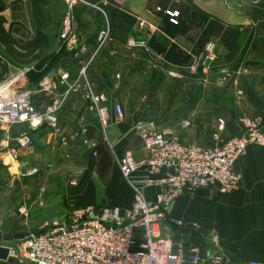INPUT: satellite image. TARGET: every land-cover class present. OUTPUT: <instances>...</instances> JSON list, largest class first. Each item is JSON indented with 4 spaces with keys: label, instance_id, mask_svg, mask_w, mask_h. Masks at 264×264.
Instances as JSON below:
<instances>
[{
    "label": "crops",
    "instance_id": "0c3cea01",
    "mask_svg": "<svg viewBox=\"0 0 264 264\" xmlns=\"http://www.w3.org/2000/svg\"><path fill=\"white\" fill-rule=\"evenodd\" d=\"M60 1L63 2L62 0ZM84 1L85 3L81 4L75 12L74 25L79 45H86L89 49H93L98 45L99 33L107 28L111 31L110 40L101 48L99 55L90 65L87 72V79L90 81L93 91L97 94L106 95L108 99L112 117L106 129L103 128L97 113L91 109L90 102L82 93L65 95L66 87L61 83V75L67 72L71 79L74 80L78 76L80 62L73 58L70 46L63 41L62 43L57 41L55 49L51 47L50 50L42 53L44 55H52L54 52L55 55L60 53L62 58L59 61H54L56 67L51 68L52 70H50V67H43L42 70L34 69L26 82H24V87L33 92L32 101L38 111L46 110L53 102H61V108L57 115V128L51 129L48 125L36 130H31L28 125L14 127L5 132L0 138V151L3 150L2 153H6L8 158L12 160L18 161V157H21V161L19 160L18 162L26 165L30 163V157L43 156L47 152L54 153L56 152L55 150L64 151L67 148L69 150L73 148L81 150L82 145L86 142L85 145H89L92 150H97L95 151L97 152V157L94 158V161L93 158L87 156L89 163L91 165L93 163L98 164L102 170L101 173H107L111 169L118 176V181L117 179L114 180L113 185L110 183L109 187V193L115 202L111 205L125 207L132 204L134 195L132 189L121 175L116 163V156H123L127 152L132 153L137 159L147 156L143 142V148L139 151L141 156L137 155L140 156L137 157L136 151H134L140 148L141 142L133 132V127L138 121H154L159 129H171L182 139L184 144L210 146L213 143L212 141L211 144L210 142L207 144L196 134H193V140L191 141L181 137L179 131L188 132L192 127L183 129L181 126L184 120L189 119L184 118L183 121L176 125L171 124L172 121L159 123L153 120V117H151V102L148 97H136L139 93L138 87L141 85L146 87L148 85L146 82L148 73H150L151 86L161 87L166 84L165 82L175 81L177 78L181 79L180 74L187 70L190 59L192 58L193 60L194 56L200 54L205 43L210 40L216 41L217 45L218 42L220 43V46L216 47L217 64L221 67L224 65L232 66V63L236 61L239 55L240 48L238 55L234 59H230V51L219 38L206 35L205 27L208 20H216L226 27H236L240 32L239 46L243 27L238 22L231 23L225 18L207 17L206 19L195 21V10L193 8L188 11L187 6H184V4H174L172 1L155 3H151V0ZM94 4L101 7L102 10L96 8V6L94 7ZM169 12H179V16L174 18L179 21L178 24L176 22L172 23V17L167 15ZM24 22L23 29L26 31L19 32L21 39H26L24 35H34L35 23H37L32 17H27ZM131 41L134 42L133 46L130 45ZM260 51L261 54L255 59L253 64L251 61L245 64H252V66L258 64L255 66L254 72L249 73L251 75L257 73H260L261 76L264 75V52ZM67 58L70 60L63 66L62 62ZM232 72L233 76L239 75V72ZM242 72L244 73L245 71L242 70ZM46 78H50L49 85L44 84ZM230 88L229 97L231 98V103L236 102L239 104L241 100L247 104L248 102L253 103L259 115L262 116L264 114V97H261L256 91L254 96L247 95L246 97L243 96L244 98L235 96L237 88H240L236 82ZM259 88L264 90V80H260ZM232 90L236 91V93L234 94L233 92L232 94ZM116 104L123 108L125 114L124 121L120 123L115 121L113 113V107ZM179 105V111L176 110L175 106L173 109L169 107L171 111L165 115L169 117L171 114L177 115L178 113L180 116L185 115L188 117V103ZM252 109L254 110V108L250 107L249 110ZM224 116L229 118L231 114L227 113ZM191 117H195V114H192ZM248 117L256 118L255 116ZM82 128L87 130L85 135H79ZM24 133H28L32 139V149H29L32 152L28 158H24L23 153L20 154L21 150H18L16 145V139ZM236 133L233 128L229 132L226 125L222 138H228ZM82 139H84L83 143ZM142 151L144 152L143 155ZM23 161L27 163L24 164ZM235 170L240 174L242 181L240 190L233 194L240 192L241 197L252 201H250L247 210H245V215H248L245 219L247 241L242 249H234V251L226 253V255L239 264L248 263L249 261L264 262V147L251 146L248 155L237 162ZM201 192L218 195L212 190L197 191L198 194H201ZM185 196L188 198L189 195ZM186 204V199L180 200L172 207L171 215L184 214L183 208ZM81 205L79 207L100 206L90 203ZM22 207L28 209L29 215L27 218L23 217L19 212ZM16 215L25 220L22 225H27V221L33 215L32 206L21 205L17 208ZM22 225L15 220L10 231L16 230L17 227L22 228ZM1 227L2 222H0ZM12 237V233L4 234L2 238H5V240L8 238L5 244L7 246L2 247H17L16 240H12ZM0 264L30 263L26 262L24 258L20 260L8 257L6 261L0 260Z\"/></svg>",
    "mask_w": 264,
    "mask_h": 264
},
{
    "label": "built area",
    "instance_id": "2783aa9c",
    "mask_svg": "<svg viewBox=\"0 0 264 264\" xmlns=\"http://www.w3.org/2000/svg\"><path fill=\"white\" fill-rule=\"evenodd\" d=\"M62 1L65 15L60 40L71 47L73 58L80 62L74 80L67 72L61 75L65 95L82 93L106 129L112 117L108 99L93 91L87 72L110 40V29L99 33L95 48L79 45L74 31L75 11L85 1ZM168 14L176 22L178 12ZM216 47L214 42H208L193 57L187 71L196 74L199 69H209L216 61ZM24 74L19 73L0 86V138L20 125H28L31 130L58 126L61 102H53L46 110L38 111L32 101L33 92L20 83ZM234 76L225 73L218 84L231 87ZM45 83L49 85L50 78ZM113 111L115 121L123 122V108L116 104ZM263 120L242 117V134L227 139L222 138L226 122L219 120L210 146L184 144L173 130L159 129L154 121H138L133 132L141 138L147 156L137 159L130 152L116 156L121 175L132 189V204L75 207L67 216L46 223L39 232L28 235L19 249L9 248V258H24L30 264H239L225 253L203 248L183 234L173 235V230L183 229L184 221L174 218L170 211L181 196H192L199 190H212L220 196L239 191L242 178L235 170L236 164L248 155L251 146L264 147ZM181 126L188 129L191 122L184 120ZM86 133L82 128L79 135ZM16 145L18 150L31 148L30 135L19 136ZM19 212L25 218L29 215L25 207Z\"/></svg>",
    "mask_w": 264,
    "mask_h": 264
},
{
    "label": "rangeland",
    "instance_id": "374dc122",
    "mask_svg": "<svg viewBox=\"0 0 264 264\" xmlns=\"http://www.w3.org/2000/svg\"><path fill=\"white\" fill-rule=\"evenodd\" d=\"M163 1L166 0H151V3ZM170 1L174 4L193 5L201 10L205 17L225 18L231 23L238 22L243 27L239 55L232 66L221 67L217 64V52H215L216 61L209 69H199L196 74H190L186 70L180 74L182 80L177 78L175 81L165 82L166 84L161 87L151 86L150 73H148V81L146 80L148 85L139 86L136 97H148L151 102V117L159 123L172 121L171 124L176 125L184 118L189 119L192 127L188 132L179 131L180 136L186 140H193V134H196L201 140L211 144L219 120L227 122L229 132L232 128L236 130L237 133L229 136L230 138L241 135L242 117L255 116L256 118L253 119L262 120L264 114L260 116L253 103L247 104L243 100L239 104L231 103L230 85L221 86L218 80L225 73L239 72V75L234 76V82L238 83L240 88H237V93L234 90L231 93L234 92L235 96L244 98L247 95L254 96L256 91L264 97V90L259 88V82L264 80V75L249 74L254 72L255 66L258 65L252 66L261 54L260 50L264 52V0ZM63 5L60 0H0V86L22 72L25 74L20 83L24 85L34 69L56 67L55 64L52 66L50 63L59 56H56L55 52L52 55L42 53L50 50L51 47L55 49L57 41L62 43L60 34L65 15ZM95 6L102 10L94 4ZM27 17L37 21L36 29L34 35H24L26 39H21L19 32L26 31L23 29V24ZM211 41L217 45L216 41L209 42ZM217 46H220L219 42ZM250 61L252 64L245 65ZM242 70L245 72L243 73ZM183 103H188V117L180 116L178 113L169 117L165 115L174 106L179 111V104ZM250 107L254 110H249ZM227 113L231 114L229 118L224 116ZM192 114H195V117H191ZM261 127L264 132V120ZM138 138L141 141L140 148L134 151L136 156H141L139 151L143 146L141 138L139 136ZM83 141L84 139L82 143ZM85 144L82 145L81 150L67 148L64 151L55 150L54 153L47 152L43 156L30 157V163L24 162L28 159L23 161L24 164L27 163L26 165L18 162L21 161V157H18V161L12 160L6 153H2L3 150L0 151V222H2L0 246H7L5 244L8 238L5 240L2 238L3 235L12 233V240H16L18 245L15 248L19 249L28 235L39 232L45 223L67 216L73 208L82 206L83 203L100 206L115 203L109 193V187L110 183L113 185L114 180L118 181V176L111 169L107 173H101L98 164L91 165L87 156L94 161L97 150H92ZM28 150H21L20 154L23 153L24 158H28L32 152ZM33 170L36 172L28 174ZM182 199L187 200L183 208L184 214L178 213L173 217L183 220L184 227L180 232L173 230V235L183 234L197 241L203 248L225 254L244 247L247 241L245 219L248 216L245 215V210L252 200L244 199L240 192L229 196L195 192L188 198L181 196L175 204ZM23 204L32 206L33 210L27 225H22L25 220L16 215L17 208ZM15 220L22 225V228L17 227L16 230L10 231ZM200 230L205 234H200ZM189 238L187 239L190 241Z\"/></svg>",
    "mask_w": 264,
    "mask_h": 264
},
{
    "label": "trees",
    "instance_id": "16d2710c",
    "mask_svg": "<svg viewBox=\"0 0 264 264\" xmlns=\"http://www.w3.org/2000/svg\"><path fill=\"white\" fill-rule=\"evenodd\" d=\"M166 1H170V0H166ZM184 6H187L188 11L191 10L192 8L195 10V21L198 20L200 21L201 19H206L207 17H205L202 13L201 10H199L197 7H194L193 5L190 6L188 4H184ZM179 14V12H178ZM168 17H170L169 14H167ZM176 23L178 24L179 21L177 19H175ZM175 23V22H172ZM205 34L212 36V37H216L219 38L221 40V42L224 44V46L230 51V59H234L239 52V48L240 46L238 45V40H239V35L240 32L236 27H232V26H224L223 24L219 23L216 20H208L207 21V25L205 27ZM200 53V52H199ZM58 58H56L55 60L51 61L50 64L54 65V61H59V59L62 58L61 54L59 53ZM192 58L190 59L188 66L191 64ZM187 66V67H188ZM53 69V68H52ZM50 67V70H52ZM48 70V71H50Z\"/></svg>",
    "mask_w": 264,
    "mask_h": 264
},
{
    "label": "water",
    "instance_id": "95a60500",
    "mask_svg": "<svg viewBox=\"0 0 264 264\" xmlns=\"http://www.w3.org/2000/svg\"><path fill=\"white\" fill-rule=\"evenodd\" d=\"M155 57V56H154ZM70 59L63 60L62 65L64 66ZM200 234H205L203 230L199 231ZM9 257V248L0 246V260L6 261Z\"/></svg>",
    "mask_w": 264,
    "mask_h": 264
},
{
    "label": "bare ground",
    "instance_id": "6f19581e",
    "mask_svg": "<svg viewBox=\"0 0 264 264\" xmlns=\"http://www.w3.org/2000/svg\"><path fill=\"white\" fill-rule=\"evenodd\" d=\"M14 83V81L12 82V84Z\"/></svg>",
    "mask_w": 264,
    "mask_h": 264
}]
</instances>
